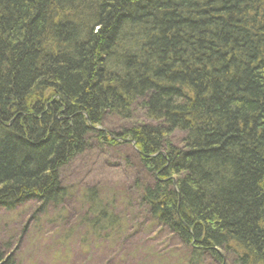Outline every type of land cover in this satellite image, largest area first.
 Segmentation results:
<instances>
[{
    "label": "trees",
    "instance_id": "obj_1",
    "mask_svg": "<svg viewBox=\"0 0 264 264\" xmlns=\"http://www.w3.org/2000/svg\"><path fill=\"white\" fill-rule=\"evenodd\" d=\"M95 145L134 152L139 224L189 264H264V0H0V210L63 209Z\"/></svg>",
    "mask_w": 264,
    "mask_h": 264
},
{
    "label": "rangeland",
    "instance_id": "obj_2",
    "mask_svg": "<svg viewBox=\"0 0 264 264\" xmlns=\"http://www.w3.org/2000/svg\"><path fill=\"white\" fill-rule=\"evenodd\" d=\"M119 121L107 117L103 130L128 127ZM135 159L124 147L98 146L84 152L61 173L68 190L63 209L34 215L36 205L29 202L0 210V248L10 245L18 264H189L179 241L167 232L158 235L155 226L144 224L145 218L139 224L129 192ZM96 187L104 208L120 219L115 230H95L90 224L94 219L86 196Z\"/></svg>",
    "mask_w": 264,
    "mask_h": 264
},
{
    "label": "bare ground",
    "instance_id": "obj_3",
    "mask_svg": "<svg viewBox=\"0 0 264 264\" xmlns=\"http://www.w3.org/2000/svg\"><path fill=\"white\" fill-rule=\"evenodd\" d=\"M15 251V250H14ZM14 253V252H13Z\"/></svg>",
    "mask_w": 264,
    "mask_h": 264
}]
</instances>
